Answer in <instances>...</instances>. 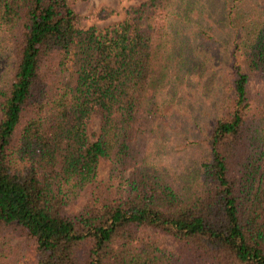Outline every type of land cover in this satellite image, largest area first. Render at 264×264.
<instances>
[{"label": "trees", "instance_id": "obj_1", "mask_svg": "<svg viewBox=\"0 0 264 264\" xmlns=\"http://www.w3.org/2000/svg\"><path fill=\"white\" fill-rule=\"evenodd\" d=\"M178 1L143 0L100 30L69 0H0V264L18 243L32 264H264V0ZM224 30L202 155L178 175L155 160L182 110L166 91L185 85L177 48L187 32L208 64Z\"/></svg>", "mask_w": 264, "mask_h": 264}, {"label": "rangeland", "instance_id": "obj_2", "mask_svg": "<svg viewBox=\"0 0 264 264\" xmlns=\"http://www.w3.org/2000/svg\"><path fill=\"white\" fill-rule=\"evenodd\" d=\"M142 1L69 0V3L80 14V25L95 24L98 29L102 30L124 18L129 7L138 5ZM221 2L222 0H200L199 5L215 9ZM177 4H179L178 0ZM110 9L113 11H110ZM219 25H222V22H219ZM187 36L189 37L183 38L179 42L181 46L177 48L183 60V67L180 66L178 71L181 75L185 73V85L182 88V93L176 90V78L170 79L166 89L170 96L173 95L174 99H181L183 102L182 106H180L182 110L177 106V111L173 116L175 118V128L173 130L175 138L171 137V128L169 130L164 129L155 142V160L171 166L178 175L194 165L202 155L201 145L199 143L194 144L193 139L199 135L203 128L207 127V123L210 121L213 105L219 94L224 67L223 62L229 57V55L225 54V47L222 44L224 39L229 38L228 30L221 31V36L217 43H209L212 53L215 54V60L210 59L208 64L202 61V56L207 51L208 46L204 43H200V45L199 41L192 39L186 32L184 37ZM199 47L200 56L198 57ZM7 55V50L2 48L0 52V79L5 75ZM175 60H173V70L175 68ZM211 64L214 65V68L208 67ZM255 85L260 86L261 83L255 81ZM100 118V112L96 111L88 123V130L92 137H96L99 131ZM183 139L189 140L186 147H180L177 142ZM108 169L109 163L102 160L100 163V175L106 177ZM169 242L171 243L167 235H159V245L168 246ZM16 255L18 259L16 264H32L34 261L33 252L22 247L19 243L16 248Z\"/></svg>", "mask_w": 264, "mask_h": 264}]
</instances>
